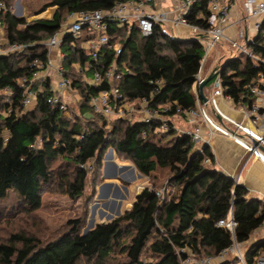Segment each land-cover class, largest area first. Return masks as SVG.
<instances>
[{
  "label": "trees",
  "instance_id": "obj_1",
  "mask_svg": "<svg viewBox=\"0 0 264 264\" xmlns=\"http://www.w3.org/2000/svg\"><path fill=\"white\" fill-rule=\"evenodd\" d=\"M0 1L9 6V0ZM124 1L128 0H43L30 14L17 16L10 10L0 14L6 43L28 45L0 56V201L14 191L29 208L37 209L41 193L50 188L73 199L80 197L92 174L90 166L93 177H99L103 152L109 147L146 177L167 170L173 190L165 194L155 184L144 187L121 216L97 223L86 235L81 228L87 210L70 220L69 229L54 240L13 233L9 241L0 243V264H181L189 253L216 256L235 240L248 241L264 221V200L249 198L246 187L210 167L205 162L206 157L214 159L209 146L195 150L192 135L180 132L171 119L186 118V112L197 105L194 85L205 55L197 37L173 36L160 22L150 36H144L137 24L110 22V44L120 42L122 50L117 54L103 45L90 66L94 50L86 42L96 35L67 33L62 51L64 74L70 80L67 90L77 99L73 116L52 103L51 76L31 83L35 100L28 107L22 104L26 89L21 79L47 69L50 51L45 43L63 29L67 16L82 10L107 11ZM49 7H56L52 18L29 20ZM210 14L209 0H195L183 17L207 30ZM253 48L264 58V28ZM110 66L120 77L95 84V70L104 72ZM262 70L264 63L247 56L225 60L220 69L225 94L236 104L250 105L254 94L249 85L257 82ZM113 85L126 101L146 98L168 119V129L162 130L159 120L146 123L123 116L109 121L97 112L92 96L110 91ZM5 89L13 94L8 96ZM200 99L203 102L201 95ZM230 210L237 221L234 234L217 225ZM262 251L264 237L249 245L247 259L252 262Z\"/></svg>",
  "mask_w": 264,
  "mask_h": 264
},
{
  "label": "built area",
  "instance_id": "obj_2",
  "mask_svg": "<svg viewBox=\"0 0 264 264\" xmlns=\"http://www.w3.org/2000/svg\"><path fill=\"white\" fill-rule=\"evenodd\" d=\"M194 2L195 0L183 1L181 7L182 15L178 18L179 22L188 24L187 20L183 17V12ZM153 3L154 0H128L117 3L112 9L107 11L97 9L72 12L64 21L63 28H67V33H71L76 37L82 35L84 31L96 35L94 39H89L86 42V47L94 50L93 62L90 64V66H94L95 60L98 57L97 51L101 46L107 45L113 47L117 54L122 50L120 42L110 44L109 35L107 33L110 22L129 24L130 26L137 24L144 36H150L153 32L154 24L156 22L162 23L167 19L165 13L148 9ZM235 5L234 0H209L211 11L209 17L210 28L203 30L193 26L195 30L199 31V36L197 38L200 41H202V38L205 39V44L203 43L205 46V58H203L202 66L206 62L207 55H209L216 44L222 40H227L233 48L237 49V53L231 58L247 56L254 61L264 63V58H260L254 52L253 48L258 35L264 28V0L243 1L241 15L239 14L237 23L245 24L246 22L251 21L252 24L250 29L242 24L243 26L239 30L240 33L238 37H233L228 31L231 17L235 13ZM8 10L12 12L8 5L0 1V14L5 13ZM58 34L59 32L55 33L45 43L50 52L57 51V64H54L53 57L49 53L47 69L53 68L54 74L59 72L61 75V80H52L51 89L54 92L52 103L59 104L61 108L67 110L68 104L65 102L64 97L70 84V80L64 74L66 72L63 64L66 55L62 51L64 37L60 38ZM2 38H4V28L3 22L0 19V56L21 51L28 46L27 44H20L17 42L7 44L6 42L1 41ZM239 39H242L243 41H239ZM248 47H250V50H248ZM75 66L77 67V70L82 71L79 64H75ZM221 66L222 64H218V68L215 72V82L212 94L208 97L207 101L202 102L199 93H197V105L186 112L185 119L193 125L197 124L199 119H202V121H204L209 127L211 133L217 132L232 138L252 155L259 157L264 161V70L259 72L257 82L249 85L254 94V99L250 105L244 107L247 120L243 121L230 116L220 106L219 97L228 96L225 94V87L223 86L220 75ZM51 75L52 74L46 72L43 73V71L39 70L33 72L30 78L21 79V84L26 89L25 94L21 99V102L25 107L30 106L35 100V92L30 88V84L35 81L42 82L47 76ZM119 77L120 74H117L115 68L110 66L105 69L104 72L95 70L93 80L95 84H100L104 79H109V81L113 82L115 78ZM202 79L203 77L199 74L197 84ZM4 91L8 96L13 94V92L8 89H5ZM91 103L94 106V109L106 118L123 116L132 117L139 114L137 116L138 119L146 123L159 120L162 123L161 129H168V119L161 116L157 108L149 106L146 98H142L138 102L126 101L119 88L115 85L112 86L110 91H102L98 95L92 96ZM187 133H190L192 139L196 142H208V139L200 133L198 125H196L192 132ZM205 162L207 164L211 163V158L206 157ZM217 225L228 229L234 234L237 221L234 219L232 210L229 211L226 217L218 220ZM255 231L264 234V221ZM245 244L252 243L249 240L244 242H238L235 240L233 244L223 249L216 256H196L189 253L188 256L182 260L181 264H264V251L256 255L252 262H250L247 259L249 246L245 247L244 250L242 248Z\"/></svg>",
  "mask_w": 264,
  "mask_h": 264
},
{
  "label": "rangeland",
  "instance_id": "obj_3",
  "mask_svg": "<svg viewBox=\"0 0 264 264\" xmlns=\"http://www.w3.org/2000/svg\"><path fill=\"white\" fill-rule=\"evenodd\" d=\"M43 2V0H9V7L17 16H23L26 14H30L33 10L37 9L39 5ZM6 4V3H5ZM49 15V12L46 13ZM34 16L29 17V20L34 19ZM165 26V29L170 31L171 35H178L180 34V30L187 31L184 34L186 36H191V28H187L186 25L180 23L179 26L173 30L171 27L167 26V23H162ZM67 28H63L59 31V37L62 38L67 33ZM193 38V37H190ZM2 38V42H6L5 39ZM203 43L205 44V39L202 38ZM239 41H243L239 39ZM59 50V49H58ZM250 50V47H248ZM237 53V49L233 48L232 45L227 40L219 41L216 46L212 49V51L207 55L205 64L207 66H216L217 64H223L225 60L231 58L233 55ZM205 58V57H204ZM208 68L204 70L207 72ZM56 79L59 81L61 80V75L59 72L55 73ZM215 79H211L207 84V89L211 88L214 85ZM65 102L70 104L72 108L68 107L67 114L69 117L73 116L72 109H77V99L74 96L73 92L67 90L65 92ZM75 109V110H76ZM136 114L132 116L134 119H138ZM116 117L108 118L109 121L113 120ZM8 131L4 132V137H8ZM202 146L201 141L195 142V150H200ZM110 148V147H109ZM109 148L103 152L102 156V164L99 177H93L94 167L90 166V171H92L90 175V179L86 186L85 192L80 197L75 199L70 198L65 192L54 190L52 188L48 190H44L41 193V206L37 209L29 208L26 204L23 203L21 197H19L14 191H11L9 196L0 201V243L9 241L10 236L13 233L24 232L30 235H34L39 237L40 239L46 240H54L55 238L59 237L61 234L65 233L69 229V221L72 219H76L81 217L84 212L87 210V215L85 219V223L81 228L83 230L88 224L90 219V207L91 205L95 204L96 202L102 203L107 198L98 199L97 193L99 186L107 181H112L117 183L119 186L120 192H122L125 198L122 200V213L126 208L129 207V204L135 200L137 194L143 190L144 187L152 186L155 184L163 193H168L167 188H169L168 183V176L169 173L167 170L159 169L156 171L155 177H146L138 171L136 168L134 170V174L130 181H125L120 176L114 177H103L104 171V156L108 152ZM112 160L119 166V165H129L127 169H125L123 173H128L131 169L130 165H134L133 162L129 159H126L120 156L115 150L113 152ZM106 162L109 161L108 159L105 160ZM135 166V165H134ZM113 170L112 167H108L107 173H111ZM127 187V190L123 188V186ZM115 185L113 184V189L111 190V194L114 192ZM173 189V186H172ZM102 207V205H100ZM107 210V209H106ZM95 223L107 221L105 218H100L99 210L96 211L94 215ZM264 234H261L257 231H254L249 241L251 243L256 242L260 238H263ZM250 244L243 245V250L245 247H248ZM20 246V244H19ZM82 264H87L86 261H83ZM113 264V263H111Z\"/></svg>",
  "mask_w": 264,
  "mask_h": 264
},
{
  "label": "crops",
  "instance_id": "obj_4",
  "mask_svg": "<svg viewBox=\"0 0 264 264\" xmlns=\"http://www.w3.org/2000/svg\"><path fill=\"white\" fill-rule=\"evenodd\" d=\"M183 1L184 0H154L153 5L149 6L148 9L165 13L167 19L162 23H167L168 27H171L173 30H175L176 27L179 26L178 24L182 23L178 21V18L182 15L181 7ZM234 1L236 4V7L234 9L235 13L231 17L229 25L230 27L228 31L233 37H238L240 33V28L244 25L247 26L248 29H250L252 23L251 21L246 22L245 24L237 23L239 14L241 15V9L244 0ZM55 11L56 7H49L46 11L34 17L50 19L54 15ZM47 12H49V15H46ZM182 24L186 25L187 28H191L190 37L195 38L199 36V31L195 30L192 25L187 23ZM162 26L163 29L170 34V31L166 30L163 24ZM186 31L187 29L184 31L180 30V34L173 36H176L181 39L190 38L189 36H186L187 34H184ZM56 53L57 51L50 52V55L53 57L54 64H57ZM216 66H207L206 64H204L199 74L204 78L208 76ZM206 67L208 68V71L204 72ZM45 72L52 74L51 77L53 78V80H57L53 68H48L43 71V73ZM206 87L207 86H205L204 88V94L208 98L212 94L213 86L209 89H207ZM194 90L197 94V82L194 85ZM204 101L205 100H203V102ZM219 103L221 108L230 116L238 120H247L246 114L244 112V107L246 105L236 104L234 100L228 96L219 97ZM171 119L174 123V126L182 133L192 132L196 125H198L200 133L208 139V142L201 141L202 146L200 147V150H202L206 145H208L214 155V159L213 161H211V163H209V166L232 177L237 184L246 187L249 191V198H257L262 201L264 200V161H262L259 157H255L254 155H252L242 145L234 141L232 138L217 132L211 133L209 127L204 121H202V119H199L198 123L195 125L190 124L188 121H186L184 117L181 116H175ZM127 174L130 178L133 176L134 172L132 171V169H130ZM172 190V185H169V188H167V192L170 193ZM111 197L112 194L109 196V198Z\"/></svg>",
  "mask_w": 264,
  "mask_h": 264
},
{
  "label": "water",
  "instance_id": "obj_5",
  "mask_svg": "<svg viewBox=\"0 0 264 264\" xmlns=\"http://www.w3.org/2000/svg\"><path fill=\"white\" fill-rule=\"evenodd\" d=\"M218 68V65L212 70V72L204 77L198 84H197V89L201 95V97L203 98V100L207 101V97L205 96L204 94V88L205 86L207 85V83L214 78L215 76V72ZM113 148L110 147L108 152L105 154L104 156V162H105V165H104V171H103V177L104 178H107V176H109L108 174H106V156L107 154L110 153V151H112ZM129 165H119V168H118V171L117 173L115 174L116 176H120L122 179H124L125 181H130V179L132 177L129 178L128 174L127 173H124L122 174L121 172H123L125 169L128 168ZM131 169L134 171L135 170V166L134 165H130ZM132 176V175H131ZM115 185L114 187V192L112 193V197L109 198V196L111 195V190H109V192H107L106 194L103 193V190L104 188L107 186V185ZM119 186L117 183H108V182H104L102 183L99 188H98V193H97V198L98 199H104V198H107L105 201H103L102 203L100 202H96L95 204L91 205L90 207V219L88 221V224L87 226L85 227V229L83 230V235H86L89 233V231L94 228V226L96 225L95 223H93V220L92 219V216L95 215V210H99V214H100V218H105L107 221H110V220H113L114 218H117L119 216H121L122 214V200L125 198L124 194L122 192H120V190L118 189ZM123 188L125 190H127V187L124 185ZM144 189V188H143ZM140 193V192H139ZM138 193V194H139ZM137 194V195H138ZM100 205H102V207H100ZM132 204L130 203L129 204V207H131ZM107 209V210H106ZM105 222V221H103Z\"/></svg>",
  "mask_w": 264,
  "mask_h": 264
},
{
  "label": "bare ground",
  "instance_id": "obj_6",
  "mask_svg": "<svg viewBox=\"0 0 264 264\" xmlns=\"http://www.w3.org/2000/svg\"><path fill=\"white\" fill-rule=\"evenodd\" d=\"M113 152H114V149L112 150V151H110V153L109 154H107V156H106V159H108L109 161H107L106 162V171H107V169H108V167L110 168V167H112L113 168V170H112V172L109 174V173H107L106 172V174H108L109 176H107V177H114V176H116L115 174L117 173V171H118V168H119V166L112 160V158H113ZM105 159V160H106ZM133 171V170H132ZM134 172V171H133ZM124 174V173H123ZM108 183H113L112 181H107ZM113 189V185H111V184H109V185H107L105 188H104V190H103V193L104 194H106L107 192H109V190H112ZM95 213H96V210H95ZM92 219H94V216H92ZM96 221H95V219L93 220V223H95ZM96 224V223H95Z\"/></svg>",
  "mask_w": 264,
  "mask_h": 264
}]
</instances>
